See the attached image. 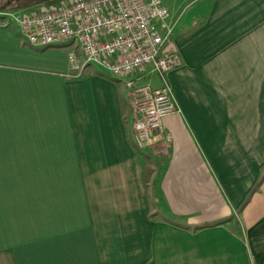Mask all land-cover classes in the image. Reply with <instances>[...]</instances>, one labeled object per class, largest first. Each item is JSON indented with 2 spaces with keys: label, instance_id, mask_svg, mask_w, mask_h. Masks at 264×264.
I'll use <instances>...</instances> for the list:
<instances>
[{
  "label": "crops",
  "instance_id": "0c3cea01",
  "mask_svg": "<svg viewBox=\"0 0 264 264\" xmlns=\"http://www.w3.org/2000/svg\"><path fill=\"white\" fill-rule=\"evenodd\" d=\"M163 3L164 154L137 148L124 81L0 11V264H264V0Z\"/></svg>",
  "mask_w": 264,
  "mask_h": 264
},
{
  "label": "built area",
  "instance_id": "2783aa9c",
  "mask_svg": "<svg viewBox=\"0 0 264 264\" xmlns=\"http://www.w3.org/2000/svg\"><path fill=\"white\" fill-rule=\"evenodd\" d=\"M3 14L33 46L72 48L76 70L96 64L124 81L137 148L168 152L165 119L180 109L167 76L183 61L163 0H61Z\"/></svg>",
  "mask_w": 264,
  "mask_h": 264
},
{
  "label": "rangeland",
  "instance_id": "374dc122",
  "mask_svg": "<svg viewBox=\"0 0 264 264\" xmlns=\"http://www.w3.org/2000/svg\"><path fill=\"white\" fill-rule=\"evenodd\" d=\"M90 66H92V65L87 66L86 69L89 68ZM153 82H154V84H159L158 78L156 76L153 77ZM4 170H5V180H4L5 192L13 183H17V182L21 188H24V189L26 188L27 182H28V180L26 178H22V177L19 178L18 177V178L13 179V178L9 177L10 175H12V164L5 163ZM19 170L22 171L23 169H19ZM21 174L22 173H18L17 175H21ZM26 174H27L26 172L23 173L24 176H26ZM15 197L16 196H14V198ZM17 197L19 198L20 203H22V202H26V199L28 196L19 194ZM11 198H12V196H11ZM6 201H10V195H5V202ZM30 229H31V231H30ZM30 229L28 230V226L25 223H21V240L24 238H27V236L29 234H35V232H38L37 231L38 228L32 227ZM21 249H23V248H21ZM24 249L26 250L27 248H24Z\"/></svg>",
  "mask_w": 264,
  "mask_h": 264
},
{
  "label": "trees",
  "instance_id": "16d2710c",
  "mask_svg": "<svg viewBox=\"0 0 264 264\" xmlns=\"http://www.w3.org/2000/svg\"><path fill=\"white\" fill-rule=\"evenodd\" d=\"M61 0H0V11L26 9L38 4H54Z\"/></svg>",
  "mask_w": 264,
  "mask_h": 264
}]
</instances>
